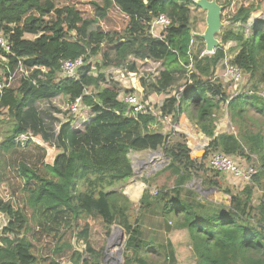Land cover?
I'll return each instance as SVG.
<instances>
[{
    "label": "trees",
    "instance_id": "obj_1",
    "mask_svg": "<svg viewBox=\"0 0 264 264\" xmlns=\"http://www.w3.org/2000/svg\"><path fill=\"white\" fill-rule=\"evenodd\" d=\"M59 1L0 0V31L10 46L7 54L0 47V57L7 59L5 65L0 58V83L18 64L35 80L33 84L21 77L0 93V113L5 112L11 122L10 135L0 149H14L15 138L22 134L49 141V128L35 109L38 102L58 96L68 103L79 99L83 113L91 117L82 132L71 127V120L62 122L55 135L59 152L51 163L43 161L45 150L39 143L26 142V146L42 151L41 168L19 163L17 171L24 181L21 207L0 199V264H64L66 256L70 264H102L100 253L90 242L89 225L96 216L107 226L117 224L124 229L121 264H153L147 261L152 250L146 249L139 221L129 220L132 203L123 187L133 176L129 153L158 148L169 159L162 170L174 177L172 187L157 191L160 213L170 217L173 227L187 229L198 263L264 264V184L260 202L253 201L255 183L264 180V19H251L255 11H264V2H223L221 19L223 11L229 13L223 16L228 24L217 35L220 45L213 53L200 55L204 48L192 53L189 47L191 38L203 44L191 35L195 29L190 10L199 8L190 0H101L92 2V18L83 17L75 5L60 6ZM112 6L128 17L121 31H104L98 24ZM159 14L170 19L163 38L149 33V22ZM27 34L32 38H26ZM230 41L237 52L228 62L240 69L243 83L228 100L226 85L215 77V71L226 59L224 45ZM109 51L114 52L112 66L131 62L129 71H134L136 64L156 63L154 80L146 88L149 92H167L173 78L182 75L176 92L161 103L160 113L174 123L185 114L211 139L202 159H191L185 135L152 130L156 117L125 114L126 104L118 100L111 76L103 72L93 75L91 69L92 57L102 53L107 60ZM77 57H82L84 64L76 77L60 78L59 60ZM224 108L236 134H214ZM247 121L256 126L255 131L246 127ZM211 151L244 155L257 173L249 183L240 182L237 187L212 182L223 201L205 207L182 199L181 192L195 171L208 172L204 161ZM211 173L213 177L218 174ZM143 182L150 186L149 180ZM144 191L140 208L151 203V196H144L148 190ZM25 208L30 211L28 216ZM79 220L83 225L74 233ZM31 225L53 240L51 257L40 259L33 253L27 236ZM73 234L85 245L84 252L71 245ZM168 257L167 264H173L172 256Z\"/></svg>",
    "mask_w": 264,
    "mask_h": 264
},
{
    "label": "rangeland",
    "instance_id": "obj_2",
    "mask_svg": "<svg viewBox=\"0 0 264 264\" xmlns=\"http://www.w3.org/2000/svg\"><path fill=\"white\" fill-rule=\"evenodd\" d=\"M235 1H247V2H257L260 0H218L219 4L231 2L232 4ZM264 2V0H261ZM92 2L101 3V0H61L58 2L60 6L69 3L75 5L77 9L81 11V14L85 18H92L94 16V6ZM229 13V10L226 9L223 11L222 21H224L223 16ZM205 12L201 9H195L191 7L190 10V20L192 21L193 28L195 32H202L205 27L204 22ZM262 18L264 19V11H255L251 19ZM128 17L123 14L117 7L112 6L107 13L105 19H100L98 24L100 28L104 31H111V30H118L121 31L127 24ZM26 38H32V35H25ZM219 39V36H217ZM203 44L200 40H195L194 45L192 46V53H196L200 48H204ZM230 58L226 55V61ZM114 60V52H108V58L105 60L103 58V54L100 53L94 57H92L91 64L94 66L92 70L93 75H96L98 72H103L105 74H109L110 76H114L115 73L113 71L115 69H123L126 72H130L131 70L129 67L131 62L122 64L118 67L112 66V61ZM150 64H136L135 70L136 76L134 83L136 84V92L138 95L144 99L151 95L153 98V107H157L158 103H162L165 98L174 94L176 92L177 85L183 81L182 75L178 78H173V85L171 88L162 94L149 92L147 87H150L154 80V74L157 72V65L156 63L150 61ZM219 73L223 70V63L220 64ZM18 83V79L13 82V85ZM158 101V102H156ZM68 102L65 98L58 96L50 100L49 102L41 101L35 104V109L39 115L43 119L44 124L46 123V127L49 128L50 137L49 141L46 142L38 137H34L32 139L33 142L39 143L45 150L44 159L45 163H51L55 155L59 152L56 147V139L55 135L58 133L59 127L62 122H67V120H71V116L68 113L67 106ZM80 116V114H79ZM72 123V120L71 122ZM80 127L79 129L75 127L76 132H82L84 130V125L87 124V119H79ZM174 121L169 120V122H162L161 120H155L154 123L150 125L152 130H161L165 134L171 133V126L173 125ZM10 124L11 122L8 121V117L5 112L0 113V144L10 135ZM29 139H27L28 141ZM26 141V142H27ZM22 142H25L23 140ZM26 142L21 145L16 143L14 149H10L9 151L5 152L0 149V199L3 202H8L14 208L21 207L23 205V185L24 181L20 177L17 168L20 162L26 163L29 167L35 168L39 165V160L41 158L42 151L35 148L34 145H27ZM206 148V147H205ZM200 147V149H204ZM153 151H138V152H130L129 158L132 164V168L134 170L133 176L131 179H137L138 184L141 185L140 194L136 198H131L129 196V200L132 203V207L129 212V220L133 222L135 219L139 221V224L143 223V229L145 230L144 225H148L150 218H154L155 216L161 214L159 211L162 209V202L158 201L157 195L150 198V204H144L143 207L140 208V199L145 192L144 190H148L144 196L148 197L150 195V189L154 187L156 190H160L162 187H171L173 185V177L169 174L168 171L162 170L167 164L168 157L165 156L161 150L158 148ZM196 152V151H195ZM194 152V153H195ZM193 153V154H194ZM205 153V152H204ZM156 154L158 158L152 160V155ZM204 155V154H203ZM40 166V165H39ZM41 168V166H40ZM130 179V180H131ZM143 179L149 180L150 186L148 187L146 183L143 182ZM142 180V181H141ZM125 187V186H124ZM123 187V192H124ZM223 197V196H222ZM142 201V199H141ZM26 215L28 216L30 211L29 209L25 208ZM151 221V220H150ZM2 222H0V225ZM83 221L79 220L78 227L75 228L74 233L80 230L82 227ZM90 242L94 249L98 251L101 255V261L105 264H109L111 261L117 260L118 262H122V254L125 246L126 241V234L124 229L117 225L112 224L107 226L99 216H96L95 219L90 221ZM119 226L123 230V234L116 237V239L111 240L113 229H118ZM169 226V224L167 225ZM31 232L27 234L29 240L31 241L33 248V253L41 258L44 257H51L52 256V242L50 236L44 235L40 231L37 230L35 226L31 225ZM1 231V230H0ZM149 234L144 236L147 240ZM71 245L74 249H79L81 252L85 251V245L82 241L78 240L76 235L73 234L70 236ZM119 248L120 253L117 254ZM190 250L187 249V253ZM147 257L149 258L150 262L153 264H167V260L165 255H162L160 252H152L148 253ZM64 261H67L64 264H70L68 262V257H63ZM189 264H196L195 260H191Z\"/></svg>",
    "mask_w": 264,
    "mask_h": 264
},
{
    "label": "crops",
    "instance_id": "obj_3",
    "mask_svg": "<svg viewBox=\"0 0 264 264\" xmlns=\"http://www.w3.org/2000/svg\"><path fill=\"white\" fill-rule=\"evenodd\" d=\"M224 50L227 51V56H229V58L233 57L234 54L237 52L236 45L233 41L227 42L224 45ZM218 68L219 67H217L215 71V75L221 79V77L219 76L220 73ZM224 84L226 85L228 94H231L232 86L225 81ZM263 93H264V86H263ZM147 99L150 101V103H153L154 101L151 95H148ZM159 104L160 103H158L157 106ZM249 117H254V116L253 114H249ZM169 120H172V118L167 117L165 122H169ZM246 127L252 131H255L256 126L254 124H251V122L247 121ZM171 128H172L171 133L177 132L186 136L187 139L186 144L187 147L190 149V154H193L198 148L201 147L202 144H206L211 140L210 138L202 134L196 128V126L193 125L188 120L185 114L179 115L177 121L173 123ZM262 130L264 131L263 126H262ZM224 132L236 134V126L232 125V123L230 122L225 108L223 110V113L218 117V120L216 121L214 134H220ZM144 151H149V150H144ZM235 158H238V160L243 164L252 163V162H247L246 157L244 155L235 156ZM204 165L206 166V161H204ZM130 179L127 181L123 192L128 199L129 196L131 198H136L141 191L140 189L141 185L138 184V180L137 179L130 180ZM212 182H217L219 186L231 185L235 187H237L238 184L240 183L236 178H233L232 176L226 173H218L215 177H213L211 171L209 170L208 172L195 171L189 183H187L183 187V190L181 192V198L187 201L202 203L205 205V207L206 206L208 207L211 203L214 202L221 203L223 201L222 194L217 188L213 187V185L211 184ZM263 184H264V180L263 181L261 180L259 184L255 183L253 189V201L255 204H258L263 196ZM148 220H149L148 225H144L145 230L143 229V225H142L143 223L140 224L141 236H142V240L146 243V249L151 248L152 252L156 253L158 251L162 255H165V251H166L167 252L166 254L168 256L170 255L172 256L173 264H189L191 260H195L196 264H199L191 250L189 234L186 228L173 227V223L170 217L169 216L164 217L159 213L154 218H150ZM168 224L169 226H167ZM148 234L149 236L146 240L144 236L145 235L147 236ZM187 249L190 250L188 253H187ZM168 256L166 257L167 261L169 258ZM147 261L150 262L149 259H147ZM102 264L105 263L102 262Z\"/></svg>",
    "mask_w": 264,
    "mask_h": 264
},
{
    "label": "built area",
    "instance_id": "obj_4",
    "mask_svg": "<svg viewBox=\"0 0 264 264\" xmlns=\"http://www.w3.org/2000/svg\"><path fill=\"white\" fill-rule=\"evenodd\" d=\"M170 25V19L165 14H159L152 18L149 22V33L153 37L163 38L164 32L166 28ZM195 41L193 38L190 39L189 47L192 48ZM0 47L6 52H9L10 46L8 41L0 31ZM204 49L201 51L200 55H204ZM2 62L6 65L7 59L4 56L0 57ZM223 70L219 74L221 79L232 86V93L229 94L228 100L236 95L240 86L243 83V74L240 69L230 64L228 61L224 60ZM84 64L82 57H77L75 59H60L59 60V77L60 78H73L76 77L78 69ZM220 66V65H219ZM218 66V67H219ZM94 66H91L92 69ZM41 74L45 73V69H40ZM115 73L114 76H111L115 85L117 86L118 91V100L126 104V112L125 114L128 117L137 118L139 114L151 115L156 117L157 119L165 122L167 117H161L160 106L153 107V104L146 98H142L138 95L136 90V84L134 83L136 71L126 72L123 69H115L113 71ZM109 75V74H108ZM24 77L26 79H30V81L34 84L35 80L29 78L28 71L22 67V65L18 64L14 69L9 71V75L6 77L5 82L0 83V93L6 87L13 86V82L18 79ZM216 78H218L215 75ZM227 102V101H226ZM83 105L79 99H76L74 102L69 103L67 106V110L69 115L71 116L72 123H70L71 127L75 130V127L79 129L80 123L79 119H87V122L91 117L86 116L83 113ZM80 114V116H79ZM86 125H84L85 127ZM80 130V129H79ZM27 139H34L28 135H19L15 138V142L23 145ZM25 140V142H22ZM206 144H202L201 147H206ZM206 167L212 172L215 173H226L236 178L241 183H249L253 176L256 175L257 169L251 164H243L238 160V158L228 156L219 151H211L206 159ZM157 191L154 187L150 189V196L154 197L157 195ZM170 224V222H169ZM79 250V249H78ZM80 251V250H79ZM109 264H120L117 260L111 261Z\"/></svg>",
    "mask_w": 264,
    "mask_h": 264
},
{
    "label": "water",
    "instance_id": "obj_5",
    "mask_svg": "<svg viewBox=\"0 0 264 264\" xmlns=\"http://www.w3.org/2000/svg\"><path fill=\"white\" fill-rule=\"evenodd\" d=\"M190 1L192 2L193 5H195L196 7H198L199 9L205 12L204 30L202 32L192 31L191 35L203 41L204 53L211 54L220 45V41L217 38V35L220 33L221 29L228 24V21H222L221 19V12L223 6L219 4L216 0H190ZM153 152L155 153L156 151L154 150ZM204 152H205L204 149L198 148L194 154H190V157L192 160L202 159ZM156 158H158L156 154L152 155V160ZM168 161H166L165 164H168ZM117 227L122 230V228H120L119 226ZM122 234H123V230L121 235Z\"/></svg>",
    "mask_w": 264,
    "mask_h": 264
},
{
    "label": "bare ground",
    "instance_id": "obj_6",
    "mask_svg": "<svg viewBox=\"0 0 264 264\" xmlns=\"http://www.w3.org/2000/svg\"><path fill=\"white\" fill-rule=\"evenodd\" d=\"M140 189H141V186H140ZM114 230V232H113V234H112V238H111V240H115L116 239V237L118 238V236H120L121 235V233H122V230L121 229H116V228H114L113 229ZM116 250H118V252H117V254L119 253V248H117Z\"/></svg>",
    "mask_w": 264,
    "mask_h": 264
}]
</instances>
